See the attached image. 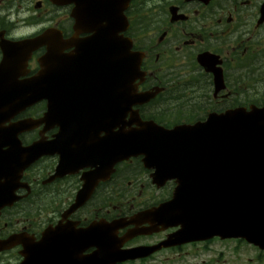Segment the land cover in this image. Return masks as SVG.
I'll use <instances>...</instances> for the list:
<instances>
[{
    "label": "flooded vegetation",
    "instance_id": "flooded-vegetation-1",
    "mask_svg": "<svg viewBox=\"0 0 264 264\" xmlns=\"http://www.w3.org/2000/svg\"><path fill=\"white\" fill-rule=\"evenodd\" d=\"M31 1L0 0V42L32 37L46 27H55L62 32L67 55L92 42L98 26L91 16L95 5L110 12L125 6L128 23L121 25L123 30L115 37L129 40L132 50L141 56V74L134 81L137 91L155 93L149 102L132 107L139 110L143 120L173 126L204 121L212 112L264 107V0H64L62 5L33 0L36 16H22L24 8L29 11L26 4ZM77 7L79 10H75ZM58 10H62L61 17L58 12L53 14ZM22 20L24 26L19 25ZM34 21L42 28L32 34L23 31L22 35L21 28ZM102 26L106 28V22ZM46 51V45L31 51L27 71L19 79L38 73L39 59ZM64 85L69 95L62 129L56 122H49L44 133L51 142L61 131L58 148L64 155L54 152L38 157L18 181L16 193L22 198L12 206L0 200V241L12 234L19 238L12 248L0 250V264L20 263L24 246L39 241L45 228L66 224L69 230L77 231L101 219L111 222L157 208L172 197L174 181L153 183V170L143 166L142 156L118 163L108 180L95 182L93 172L102 165V147L107 151L108 144L100 145L98 155L95 145L108 136L109 129L110 136L117 137L116 116L110 119L111 130L102 122L103 115L92 97L87 101L83 98L86 103L80 105L78 91L82 90L78 82L66 80ZM45 105V101L37 102L12 121L38 118ZM42 128H33L20 138L34 141ZM4 173L5 155H0L2 188ZM86 183H96L91 196L71 209ZM164 218L154 213L140 224L151 232L134 236L123 247L161 244L180 227L165 226ZM131 228L133 225L126 226L118 235ZM228 242L231 244L212 238L162 246L144 258L123 264H264V250L244 241ZM92 251L88 248L81 255Z\"/></svg>",
    "mask_w": 264,
    "mask_h": 264
},
{
    "label": "water",
    "instance_id": "water-1",
    "mask_svg": "<svg viewBox=\"0 0 264 264\" xmlns=\"http://www.w3.org/2000/svg\"><path fill=\"white\" fill-rule=\"evenodd\" d=\"M54 2L60 4L63 0ZM91 16L98 25L92 42L79 47L72 60L54 52L50 70L45 67L33 79L7 78L11 68L10 75L17 74V66H13L20 59L16 58L13 48L3 47L0 74L5 72V75L0 84V122L5 115L8 118L42 98L47 100L48 111L41 120L46 125L54 120L61 122L69 95L61 88L65 87L66 80L78 82L81 95L90 80L99 78L101 81L107 74L105 81H108L112 75L117 78L118 91L112 97L117 102L119 130L116 138L103 144H108V149L102 151L105 156L102 157L101 174L97 176L101 179L108 177L112 170L108 167L110 159L117 162L143 154L145 165L155 168L156 182L167 178H176L177 181L172 201L177 202L178 223L183 229L171 239L181 236L204 239L214 235L241 237L264 249V109L212 113L205 122L170 130L135 117L132 122L138 127L125 129L124 118L131 111L132 104L145 102L152 95L138 94V99L132 100L136 94L130 91V83L132 74L138 73L139 63L129 51V45L122 40L114 42L113 37L106 36L115 34L114 26L120 24V18L113 15V22H110L112 15L98 5ZM104 21L107 28L102 26ZM97 30L101 34L99 37ZM52 48L57 49L56 44L49 49ZM31 91L36 92L32 95ZM102 98L100 105L104 110V104L110 105V94L102 95ZM31 126H34L33 120L27 119L13 123L5 130V172L13 179L19 178L20 172L35 155L48 154L52 150L61 152L56 146L60 138L49 144L40 139L22 146L17 134ZM110 143H114L112 148ZM9 187L6 186L8 192ZM91 191L92 186L86 185L83 198L84 193L88 196ZM140 217L138 214L128 222L118 219L110 224H92L79 232L45 230L37 243L25 246L22 251L24 260L20 264H116L147 256L153 249H121V244L128 238L146 231L134 229L120 238L116 236L117 230L129 222L140 223ZM17 240L15 236L9 237L0 249L11 247ZM90 246H95L96 250L80 257L83 249Z\"/></svg>",
    "mask_w": 264,
    "mask_h": 264
},
{
    "label": "rangeland",
    "instance_id": "rangeland-1",
    "mask_svg": "<svg viewBox=\"0 0 264 264\" xmlns=\"http://www.w3.org/2000/svg\"><path fill=\"white\" fill-rule=\"evenodd\" d=\"M33 0L29 3V4H26V6L29 7V11H25V8L23 9V12L21 13L22 16H25V17H28L30 15H32L33 17L36 16V13L33 12ZM25 11V12H24ZM58 12V16L61 17V14H62V10H58V11H55L53 12V14H56ZM47 17H51L49 14L47 15ZM35 30H37V28H34L33 30L32 29H24L23 31H31V32H34ZM29 32V33H31ZM229 245V244H228ZM227 246V245H226ZM225 248V246L223 247Z\"/></svg>",
    "mask_w": 264,
    "mask_h": 264
}]
</instances>
